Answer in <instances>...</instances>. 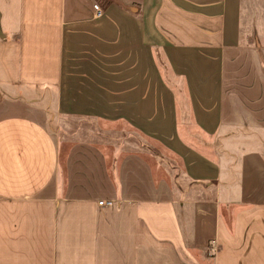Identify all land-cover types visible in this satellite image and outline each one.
<instances>
[{
	"label": "crops",
	"instance_id": "1",
	"mask_svg": "<svg viewBox=\"0 0 264 264\" xmlns=\"http://www.w3.org/2000/svg\"><path fill=\"white\" fill-rule=\"evenodd\" d=\"M114 11L173 57L212 58V105L203 78L180 102L118 57L97 84L112 117L50 128L33 93ZM0 264H264V0H0Z\"/></svg>",
	"mask_w": 264,
	"mask_h": 264
},
{
	"label": "rangeland",
	"instance_id": "2",
	"mask_svg": "<svg viewBox=\"0 0 264 264\" xmlns=\"http://www.w3.org/2000/svg\"><path fill=\"white\" fill-rule=\"evenodd\" d=\"M124 8H126L127 13L134 15L138 13H134L132 8L127 6H124ZM127 13L121 11L111 12L105 20L95 22L89 26L87 37L83 39L74 38L73 41L78 44L73 46L74 48H70L67 55L68 61H70V68L67 73L66 82L64 81L60 87L55 89H45L41 90V92L33 93L34 98L40 100L39 104L52 113L48 123L53 130L57 132L61 130L64 116L61 115L60 119L62 120H60L58 118L60 117V113L99 114V118L103 120H106L107 117L100 116H109L108 119L112 117L114 105L111 100L112 96L98 89L97 84L104 76L105 79L110 80L114 77L113 72L116 71L113 69L112 61L118 57L124 58L129 56L132 61L141 64L142 71H149L154 78L161 76L169 84L170 90H176L175 92L180 102L181 94L176 85L182 87L184 84L183 88L187 89L186 82H184L187 76L203 78L206 81L203 86L205 95L201 97V100L206 96V101H209L212 105L214 99L211 98L209 100L208 91L213 89V83L216 79V64L214 60L202 56L195 58L191 55H186L185 57L171 56L163 46H158L155 40L151 42L145 36V28L140 23L143 22L141 18L134 15L130 16ZM82 43L84 46L79 47ZM114 45L126 49L131 47L132 54L129 55L122 50L116 52ZM93 47H97V49ZM95 62L101 63V65L97 64L101 69L100 71L90 68V65ZM102 64L106 65L105 69ZM102 68L104 71H102ZM117 73H119L118 69ZM97 76L100 77L97 79ZM56 115L58 119L54 120L53 117ZM73 117L81 120V122H72L71 124L74 126L76 132H78L81 125H85L83 122L92 121L89 116L74 115ZM99 118L94 119L99 120ZM237 136L239 138V135ZM249 136L255 137L257 135L250 134ZM79 138L87 139L88 136ZM141 141L144 142L146 140L142 139ZM135 144V148H142V145L140 147L139 139H137V143ZM147 146L151 149L149 145ZM252 147L260 148L256 144H252ZM153 148L154 150L155 148L160 149L155 143ZM130 149L133 148L131 147Z\"/></svg>",
	"mask_w": 264,
	"mask_h": 264
},
{
	"label": "built area",
	"instance_id": "3",
	"mask_svg": "<svg viewBox=\"0 0 264 264\" xmlns=\"http://www.w3.org/2000/svg\"><path fill=\"white\" fill-rule=\"evenodd\" d=\"M94 9H95L96 15L98 17L102 15L103 11H102V9L98 5H95L94 6ZM100 205H111V202H106V203L102 202V203H100Z\"/></svg>",
	"mask_w": 264,
	"mask_h": 264
}]
</instances>
